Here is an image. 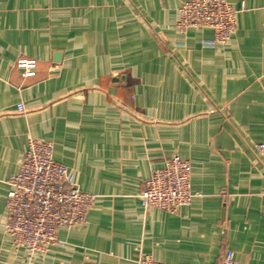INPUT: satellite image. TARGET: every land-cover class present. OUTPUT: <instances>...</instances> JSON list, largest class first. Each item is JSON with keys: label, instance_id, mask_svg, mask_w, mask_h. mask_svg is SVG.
Wrapping results in <instances>:
<instances>
[{"label": "crops", "instance_id": "0c3cea01", "mask_svg": "<svg viewBox=\"0 0 264 264\" xmlns=\"http://www.w3.org/2000/svg\"><path fill=\"white\" fill-rule=\"evenodd\" d=\"M183 1L0 0V264H218L227 250L264 264V0H227L236 25L213 46L212 29H176ZM30 139L96 195L33 257L4 229ZM174 155L200 196L144 210L138 194Z\"/></svg>", "mask_w": 264, "mask_h": 264}, {"label": "built area", "instance_id": "2783aa9c", "mask_svg": "<svg viewBox=\"0 0 264 264\" xmlns=\"http://www.w3.org/2000/svg\"><path fill=\"white\" fill-rule=\"evenodd\" d=\"M176 29L209 28L213 30L210 45L228 41L236 25L237 10L227 0H185L178 9ZM37 62L19 57L15 67L23 77H33ZM22 111V105H18ZM264 159V138L255 145ZM189 161L174 155L160 168L153 169L145 187L138 194L141 207L157 208L176 213L200 193L192 191ZM7 218L4 229L13 247L23 249L29 256L48 251L57 244L58 229H70L85 222L96 195L82 191L74 174L53 159V145L38 139L28 141L18 170L6 181ZM136 264H166L151 256H140ZM218 264H238L234 253L227 250Z\"/></svg>", "mask_w": 264, "mask_h": 264}, {"label": "water", "instance_id": "95a60500", "mask_svg": "<svg viewBox=\"0 0 264 264\" xmlns=\"http://www.w3.org/2000/svg\"><path fill=\"white\" fill-rule=\"evenodd\" d=\"M59 57V55L58 54H55V59L57 60V58Z\"/></svg>", "mask_w": 264, "mask_h": 264}, {"label": "rangeland", "instance_id": "374dc122", "mask_svg": "<svg viewBox=\"0 0 264 264\" xmlns=\"http://www.w3.org/2000/svg\"><path fill=\"white\" fill-rule=\"evenodd\" d=\"M46 252V251H45ZM41 253H44V252H41ZM29 256V255H28ZM29 257H33V256H29Z\"/></svg>", "mask_w": 264, "mask_h": 264}]
</instances>
